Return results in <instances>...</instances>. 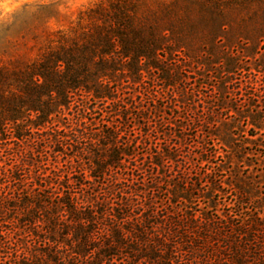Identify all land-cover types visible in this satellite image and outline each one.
Returning a JSON list of instances; mask_svg holds the SVG:
<instances>
[{
	"label": "trees",
	"instance_id": "1",
	"mask_svg": "<svg viewBox=\"0 0 264 264\" xmlns=\"http://www.w3.org/2000/svg\"><path fill=\"white\" fill-rule=\"evenodd\" d=\"M199 1L203 7L195 26L176 13L175 2L149 7L145 13L121 0L97 2L77 24L57 32L25 68L0 70L1 147L21 150L26 142L42 150L54 147L69 166L65 175L54 170L50 178L41 171L33 176L36 157L31 154L26 153L27 168L15 165L9 185L14 184L17 194L8 192L0 206V217H5L6 206L12 218L6 221L11 228L0 229V264H264L260 206L221 218L210 210L215 207L210 195L203 194V210L186 204L180 210H161L153 199L148 202V190L136 185L134 194L126 193L117 202L111 198L117 190L115 174L136 157L131 150L134 126H128L131 107L118 97L121 82L127 81L123 79H136L148 65L162 70L169 57L185 48L188 37L226 35L227 23H220L229 18L220 13L218 22L215 13L223 2L226 9L254 8L251 19H264V0ZM95 105L110 120H86L87 113L99 111ZM143 120L135 125L141 129L136 140L148 137V118ZM82 126L84 130L78 129ZM121 135L128 138L125 143L119 141ZM152 157V164L160 167L176 154L161 148ZM252 191V185L240 184L234 197L249 205ZM140 192L145 202L134 203L132 197ZM170 193L173 208L192 202L193 194L184 186L175 185ZM12 234L20 237L13 241ZM1 254L12 258L4 261Z\"/></svg>",
	"mask_w": 264,
	"mask_h": 264
},
{
	"label": "rangeland",
	"instance_id": "2",
	"mask_svg": "<svg viewBox=\"0 0 264 264\" xmlns=\"http://www.w3.org/2000/svg\"><path fill=\"white\" fill-rule=\"evenodd\" d=\"M100 1L111 5L115 0H0V70L25 68L57 32H66L77 24L84 11ZM121 1L127 8L136 5L139 13L175 2L176 13L189 18L194 26L202 6L199 0ZM223 3L220 12L215 13L218 22L222 19L220 13L229 18L220 23H227L226 35L201 33L188 37L183 43L185 48L172 58L175 60L169 57L162 70L148 65L136 79L121 82L118 97L122 105L129 102L131 107L128 126H134V130H126L130 129L133 135L131 150L136 157L115 174L118 181L116 193L111 196L114 202L126 198V193L134 194L136 186H140L148 190V202L153 199L161 210H180L185 204L193 210H203L205 204L200 196L209 194L215 204L210 210L221 218L258 206L264 217V19H251L254 8L226 9L228 6ZM106 11L109 14L110 6ZM95 106L99 111L87 113L86 120H110L109 113H101L102 106ZM143 118H148V137L136 140V134L141 132L136 124L143 123ZM83 127L78 129L84 130ZM121 137L122 143L128 140ZM84 143L79 146L84 147ZM161 148L175 151L176 158L164 159L163 166L156 167L152 156ZM26 153L36 157L34 177L41 171L54 178V170L65 175L69 167L63 161L64 155L55 152L54 147L42 150L39 144L26 142L21 150H10L0 145V206L10 196L8 192L15 194L9 176L12 171L15 174L16 164L26 167ZM201 157L206 161L202 162ZM79 176L75 173V178ZM244 183L253 187L249 205L240 204L234 197L236 186ZM152 185L155 190L149 188ZM175 185L191 190V203L171 206L168 197L175 200L170 193ZM132 199L142 204L145 194L140 192ZM141 210L140 207L135 213ZM3 212L6 215L0 217V229L6 230L11 228L6 221L12 218L6 206ZM17 237L20 236L12 234L11 239ZM1 255L7 262L12 258L10 254ZM118 264L127 262L121 260Z\"/></svg>",
	"mask_w": 264,
	"mask_h": 264
}]
</instances>
